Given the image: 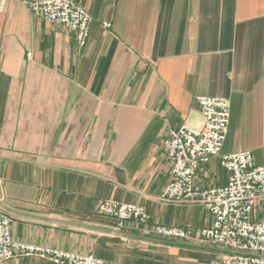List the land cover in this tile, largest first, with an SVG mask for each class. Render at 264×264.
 <instances>
[{
	"label": "crops",
	"instance_id": "0c3cea01",
	"mask_svg": "<svg viewBox=\"0 0 264 264\" xmlns=\"http://www.w3.org/2000/svg\"><path fill=\"white\" fill-rule=\"evenodd\" d=\"M24 1L0 0V210L13 239L125 264L232 253L197 236L213 222L202 204L160 200L172 177L162 139L200 125L198 96L226 97L229 132L197 187L228 182L226 154L249 150L264 165V0H74L92 17L85 46ZM104 199L143 205L151 220L102 215ZM252 220L264 221V197ZM158 225L195 235L166 237Z\"/></svg>",
	"mask_w": 264,
	"mask_h": 264
},
{
	"label": "built area",
	"instance_id": "2783aa9c",
	"mask_svg": "<svg viewBox=\"0 0 264 264\" xmlns=\"http://www.w3.org/2000/svg\"><path fill=\"white\" fill-rule=\"evenodd\" d=\"M24 2L35 16L72 31L80 46L87 44L92 17L83 6L74 0ZM104 26L109 27L110 23L105 22ZM196 100L202 114L200 125L169 127L162 139L171 163L172 177L160 200L166 203H199L212 214V225L201 229L197 236L223 244L232 253L208 264H264V221L252 220L257 200L264 197V165H255L249 150L226 154L222 156L221 164L229 172L228 182L218 187H197L201 166L222 151L229 132L231 104L222 96H198ZM98 210L102 215L119 221L148 223L151 220L145 206L114 199L101 201ZM11 224V215L0 210V264L22 255L38 256L56 264H125L14 240ZM156 231L170 238L195 235L193 230L180 226L158 225Z\"/></svg>",
	"mask_w": 264,
	"mask_h": 264
}]
</instances>
